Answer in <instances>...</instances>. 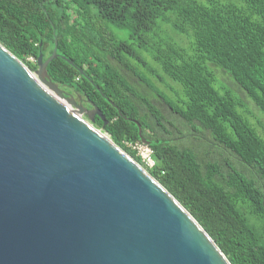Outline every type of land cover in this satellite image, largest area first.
I'll return each mask as SVG.
<instances>
[{"label":"trees","instance_id":"1","mask_svg":"<svg viewBox=\"0 0 264 264\" xmlns=\"http://www.w3.org/2000/svg\"><path fill=\"white\" fill-rule=\"evenodd\" d=\"M55 40L48 78L141 165L123 139L148 141L143 167L231 264H264V0H0V43L29 69Z\"/></svg>","mask_w":264,"mask_h":264},{"label":"water","instance_id":"2","mask_svg":"<svg viewBox=\"0 0 264 264\" xmlns=\"http://www.w3.org/2000/svg\"><path fill=\"white\" fill-rule=\"evenodd\" d=\"M55 47L44 60L39 51L31 70L0 43V264H231L177 198L91 123H107L101 110L48 78Z\"/></svg>","mask_w":264,"mask_h":264},{"label":"built area","instance_id":"3","mask_svg":"<svg viewBox=\"0 0 264 264\" xmlns=\"http://www.w3.org/2000/svg\"><path fill=\"white\" fill-rule=\"evenodd\" d=\"M123 143L135 151L136 155L140 157L143 165L146 167H152L154 165L155 159L153 157V151L147 143L141 140L133 141L127 139H123Z\"/></svg>","mask_w":264,"mask_h":264},{"label":"rangeland","instance_id":"4","mask_svg":"<svg viewBox=\"0 0 264 264\" xmlns=\"http://www.w3.org/2000/svg\"><path fill=\"white\" fill-rule=\"evenodd\" d=\"M167 30L168 31H166V33H163V35H162L163 37H167V35H171L172 30L171 29H167ZM29 59L30 60H33L32 58H29ZM147 59L151 63L150 57H147ZM128 78L131 81H135L136 80V77H134V76H132V77L128 76ZM225 81L227 82V84H229V86L231 88H233L234 90H236V92H238L241 96L245 97L244 93L239 90V88L237 87V85H235L234 83H232L229 79H225ZM249 108H251L253 110V112H254V115H251L250 116L251 121L255 123V125L257 126V129H258L259 133H261L264 136V126L259 125L258 120H257V117H260L261 119H263L262 116L260 115V113L258 112V110L254 107V105L252 103L249 104ZM163 109L166 111L165 107H163ZM81 116L83 118H85V119H88L87 117H85V114H81Z\"/></svg>","mask_w":264,"mask_h":264},{"label":"flooded vegetation","instance_id":"5","mask_svg":"<svg viewBox=\"0 0 264 264\" xmlns=\"http://www.w3.org/2000/svg\"><path fill=\"white\" fill-rule=\"evenodd\" d=\"M62 88V90H63V92H64V94L66 95V96H68V95H73V97H74V99H75V101L76 102H81L82 104H83V106L84 107H86V108H90V104L87 102H85V99L83 98V97H81V99H79L78 97H77V93H75L73 90H71V89H69V88H66V87H61Z\"/></svg>","mask_w":264,"mask_h":264}]
</instances>
